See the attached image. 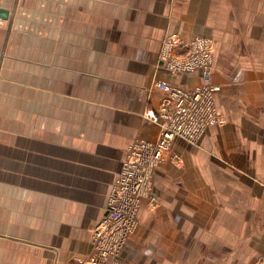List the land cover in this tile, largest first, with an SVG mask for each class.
<instances>
[{
    "label": "crops",
    "instance_id": "obj_1",
    "mask_svg": "<svg viewBox=\"0 0 264 264\" xmlns=\"http://www.w3.org/2000/svg\"><path fill=\"white\" fill-rule=\"evenodd\" d=\"M0 264L91 251L130 145L153 142L166 35L213 42L225 124L176 138L121 257L128 264H264V0H0ZM11 18V20H10ZM10 22V23H9Z\"/></svg>",
    "mask_w": 264,
    "mask_h": 264
},
{
    "label": "built area",
    "instance_id": "obj_2",
    "mask_svg": "<svg viewBox=\"0 0 264 264\" xmlns=\"http://www.w3.org/2000/svg\"><path fill=\"white\" fill-rule=\"evenodd\" d=\"M156 66L172 74L198 72L200 84L186 90L163 81L153 83L163 98L157 110L149 109L143 116L159 127V135L153 142L140 140L128 147L107 200L106 215L92 229L91 252L85 257H75L74 264H128L121 252L137 229L141 202L150 196L153 170L163 154L176 138L194 144L207 128L225 124L213 100L212 40L203 37L184 40L166 35Z\"/></svg>",
    "mask_w": 264,
    "mask_h": 264
},
{
    "label": "water",
    "instance_id": "obj_3",
    "mask_svg": "<svg viewBox=\"0 0 264 264\" xmlns=\"http://www.w3.org/2000/svg\"><path fill=\"white\" fill-rule=\"evenodd\" d=\"M0 18L5 19V20L9 19L8 18V12L7 11H0ZM10 20H11V18H10Z\"/></svg>",
    "mask_w": 264,
    "mask_h": 264
},
{
    "label": "rangeland",
    "instance_id": "obj_4",
    "mask_svg": "<svg viewBox=\"0 0 264 264\" xmlns=\"http://www.w3.org/2000/svg\"><path fill=\"white\" fill-rule=\"evenodd\" d=\"M141 203H142V202H141ZM134 233H135V232H134ZM134 233H133V234H134ZM91 236H92V231H91ZM90 252H91V251H90ZM89 254H90V253H89ZM89 254H87V255H89ZM87 255H85V256H87ZM85 256H81V257H85ZM78 257H79V256H78ZM74 258H75V257H74ZM74 258H73V260H72V263H73V264H74V262H73V261H74Z\"/></svg>",
    "mask_w": 264,
    "mask_h": 264
}]
</instances>
